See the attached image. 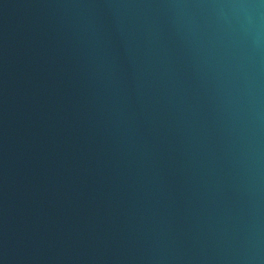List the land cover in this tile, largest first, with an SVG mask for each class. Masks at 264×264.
Segmentation results:
<instances>
[{"label":"water","instance_id":"water-1","mask_svg":"<svg viewBox=\"0 0 264 264\" xmlns=\"http://www.w3.org/2000/svg\"><path fill=\"white\" fill-rule=\"evenodd\" d=\"M0 264H264V0H0Z\"/></svg>","mask_w":264,"mask_h":264}]
</instances>
